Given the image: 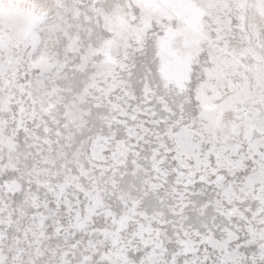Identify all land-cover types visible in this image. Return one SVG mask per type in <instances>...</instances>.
<instances>
[{
  "label": "snow or ice",
  "instance_id": "1",
  "mask_svg": "<svg viewBox=\"0 0 264 264\" xmlns=\"http://www.w3.org/2000/svg\"><path fill=\"white\" fill-rule=\"evenodd\" d=\"M0 264H264V0H0Z\"/></svg>",
  "mask_w": 264,
  "mask_h": 264
}]
</instances>
